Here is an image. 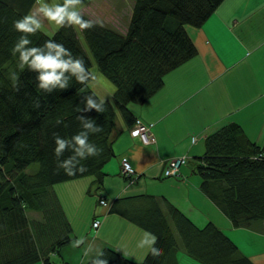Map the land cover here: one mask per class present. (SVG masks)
Masks as SVG:
<instances>
[{
	"label": "trees",
	"instance_id": "1",
	"mask_svg": "<svg viewBox=\"0 0 264 264\" xmlns=\"http://www.w3.org/2000/svg\"><path fill=\"white\" fill-rule=\"evenodd\" d=\"M221 1L132 0L123 33L92 20L95 27L90 30L57 27L51 34L40 30L31 36L33 46L49 39L63 43L74 55L83 57L90 69L89 52L97 69L116 86L103 113H79L75 109L84 107L83 98L90 88L73 80L68 89L47 94L38 88L36 73L17 67L18 54L14 55L12 48L20 33L14 30L13 22L26 15L35 0H0V264H34L41 259L48 264L49 254L73 239L53 184L94 175L86 192L100 195L103 166L113 155L111 135L117 117L131 125L134 115L127 103L146 102L162 87L166 73L196 54L184 25H200ZM11 71L19 75L18 92L9 79ZM36 99L39 108L34 107ZM80 115L95 119L103 127L101 133L90 136L103 153L82 161L87 172L68 176L57 167L54 133L68 138L75 135L81 130ZM58 118L63 121L60 125L55 123ZM262 150L237 123L228 122L208 133L202 154L188 160L201 178L203 193L234 227L264 219V159L254 157ZM68 155L65 152L61 159ZM33 161L39 163L38 168L25 171ZM136 202L133 196L119 197L108 211L155 234L156 246L163 254L153 258L147 251L142 261L135 263L104 246L108 264H177L175 233L185 253L202 264H250V258L212 221L199 227L164 198L147 195L146 208H135ZM31 209L40 212L39 219L26 215Z\"/></svg>",
	"mask_w": 264,
	"mask_h": 264
},
{
	"label": "crops",
	"instance_id": "2",
	"mask_svg": "<svg viewBox=\"0 0 264 264\" xmlns=\"http://www.w3.org/2000/svg\"><path fill=\"white\" fill-rule=\"evenodd\" d=\"M94 1L84 0L80 8L82 14L122 33L126 31L132 0H104V6L103 2L99 3L100 15ZM36 6L37 0L27 14ZM48 23L45 21L43 26ZM184 28L197 49L196 54L166 73L162 87L146 102L127 103L134 117L152 122L154 141L143 143L132 136L130 125L117 117V127L111 135L113 155L103 166L105 175L100 195L86 192L94 175L57 182L66 184L65 194L71 188L72 199L76 196L74 189L80 198H92L87 211V215L91 214L89 224L75 227L66 214L58 185L53 184L74 236L49 254L48 264H88L83 248L72 247V241L81 236L94 238L102 248L110 246L140 263L148 249L138 248L137 244L147 230L125 216L109 212L108 208L115 199L125 196L137 198L135 208H146L147 195L168 200L199 227L212 221L250 258L264 257V220L245 226L251 230L242 240L235 231L240 227H233L229 218L201 190V178L191 162L184 163V167L181 164L175 177L165 173L171 157L200 156L205 136L228 122L237 123L251 141L264 148V0H222L200 25L185 24ZM90 70L100 72L95 64ZM97 91L106 95L102 88ZM121 157H126L133 167L136 176L133 180L121 172ZM154 182H165L168 188L148 193ZM99 196L104 203L99 202ZM94 199L96 203L92 205ZM26 215L39 219L40 212L31 209ZM93 219H98V226H92ZM226 219L228 223H216ZM107 228L111 235L106 232ZM176 245L177 264H202L188 256L181 243L176 241ZM38 263L44 264V261L41 259L34 264ZM259 264H264V259Z\"/></svg>",
	"mask_w": 264,
	"mask_h": 264
},
{
	"label": "clouds",
	"instance_id": "3",
	"mask_svg": "<svg viewBox=\"0 0 264 264\" xmlns=\"http://www.w3.org/2000/svg\"><path fill=\"white\" fill-rule=\"evenodd\" d=\"M84 0H59L57 3H50L49 0H37L34 11L22 16L13 22V28L20 33L15 42L12 52L18 54V65L20 70L27 68L36 73L37 86L44 93L51 94L57 90L68 89L72 81L84 85L91 89L89 94L84 96V107H77L75 111L87 113L95 110L103 113L106 108L108 96L115 93L116 86L111 84L102 73L90 70L83 57L74 55L63 43L54 39L46 40L42 45L33 46L31 36L39 32L44 22H51L58 27H72L80 31L90 30L95 27L92 20L85 19L80 11ZM0 22H3L0 20ZM13 89L19 91L21 83L16 71L9 73ZM97 88L104 89L106 95H101ZM34 107H40L39 99L34 102ZM81 124V130L75 135L61 137L54 133L55 156L58 160V169H63L68 176L78 173L83 174L88 171L82 161L90 157H99L103 153V148L90 140L92 134L103 131V127L98 125L95 119L84 115L77 117ZM57 125L63 123L62 119H57ZM65 152H69L66 158L61 159ZM158 237L148 231L144 232L143 238L137 244L138 248H147L153 258H159L163 250L157 247ZM72 247L83 248V257L88 264H108L107 253L101 245L92 238L84 236L72 241ZM264 257L253 256L250 264H259Z\"/></svg>",
	"mask_w": 264,
	"mask_h": 264
},
{
	"label": "rangeland",
	"instance_id": "4",
	"mask_svg": "<svg viewBox=\"0 0 264 264\" xmlns=\"http://www.w3.org/2000/svg\"><path fill=\"white\" fill-rule=\"evenodd\" d=\"M100 2H103V4H102L103 6L105 5L104 4V0H95L94 1V3H96L95 5L97 7V14L98 15H100V9H101L100 5H99ZM57 27H58L57 25H55L54 23L50 22V23H48V24H46L45 26L42 27V31L47 33V34H51ZM77 33H78V37H79L83 47L88 52L87 47H86V45H85V43H84V41L82 39V36H81L82 34L80 33V31H78ZM88 54H89V56L91 58V62H92L91 66L93 64H95V66H96V63L93 61L92 56L90 55L89 52H88ZM184 165L185 164H182V167H184ZM38 166H39V163L37 161H33L27 166L25 171L33 172V171H35L38 168ZM75 181H79V180H75ZM56 184L58 185L57 186V191H58L59 196H60V198H61V200L63 202L66 214H67L68 218L73 222V224L75 223V227L76 228H82V227H84L86 225V223L89 224L90 220H91V214L87 215V211H88V209L90 207V201H92V198L91 199L80 198L79 195L76 193V190L74 189L73 192L76 194V196L74 195L73 199H72L71 198V188H70L69 193L65 194L68 191V189L66 187V184H62V183H56ZM166 188H168V186H167V184L165 182H161V183L154 182L153 183V187L148 190L149 191L148 193L161 192L162 190H166ZM91 195H93V194H91ZM160 200H161V198H160ZM95 203H96V199H94V201L92 202V205H94ZM99 217L101 218L102 215L100 214ZM260 220H264V219H257L255 221H253L252 223L253 224L257 223V221H260ZM225 222L228 223V219H226L224 221H219V222H216V223L217 224H223ZM104 226H106V223H105ZM249 230H251V229H246V228H244V226L235 229L236 233L239 235V237L242 240L244 239V235L249 234ZM106 232L111 235L110 228H107ZM111 232H112V230H111ZM92 234H93V232H90L89 236H92ZM72 235L74 236V233H72ZM175 235H176L177 242L181 243L180 238L178 237V235L176 233H175ZM238 249L240 250L239 247H238ZM242 253H244V252H242ZM245 255H247V254H245ZM38 264H41V263H38Z\"/></svg>",
	"mask_w": 264,
	"mask_h": 264
},
{
	"label": "built area",
	"instance_id": "5",
	"mask_svg": "<svg viewBox=\"0 0 264 264\" xmlns=\"http://www.w3.org/2000/svg\"><path fill=\"white\" fill-rule=\"evenodd\" d=\"M152 122H146L141 120L140 118H135L131 127L130 134L138 137L143 143H150L154 141V137L151 132ZM255 158L261 157L264 159V150L260 151L258 154L254 156ZM188 156L186 155H178L171 157L167 163V167L165 168V173L169 175H176L179 169V166L183 163H186ZM121 172L123 175L127 176L131 180H133L136 176L133 167L126 157H121ZM101 203H104V200L100 199ZM98 219H93L92 226H98Z\"/></svg>",
	"mask_w": 264,
	"mask_h": 264
}]
</instances>
